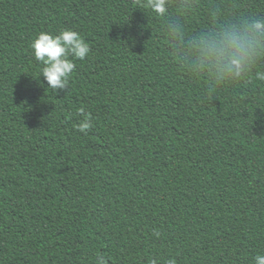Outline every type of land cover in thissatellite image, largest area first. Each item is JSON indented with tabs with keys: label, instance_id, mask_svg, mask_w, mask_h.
<instances>
[{
	"label": "trees",
	"instance_id": "1",
	"mask_svg": "<svg viewBox=\"0 0 264 264\" xmlns=\"http://www.w3.org/2000/svg\"><path fill=\"white\" fill-rule=\"evenodd\" d=\"M165 7L0 0V264L264 254V37L248 31L264 0ZM64 29L90 51L54 91L31 44ZM233 29L253 47L238 80L199 59Z\"/></svg>",
	"mask_w": 264,
	"mask_h": 264
},
{
	"label": "clouds",
	"instance_id": "2",
	"mask_svg": "<svg viewBox=\"0 0 264 264\" xmlns=\"http://www.w3.org/2000/svg\"><path fill=\"white\" fill-rule=\"evenodd\" d=\"M142 6L155 13L166 12V0H141ZM248 31L255 36L264 37V19H254L248 26ZM34 57L43 65L41 75L47 81L50 89L63 90L67 87L68 79L75 69L72 56L84 59L89 54V45L79 33L71 29H64L58 35L41 32L31 44ZM252 42L247 36H241L236 30H226L221 35L210 39L201 49V62L215 64L220 75L227 74L230 80H238L241 73L252 70ZM264 79V74L259 76ZM83 112V109H81ZM80 132H87L92 127L89 119H84L77 126ZM96 264H105L103 256H98ZM152 264H156L153 260ZM167 264H176L174 259ZM255 264H264V254H257Z\"/></svg>",
	"mask_w": 264,
	"mask_h": 264
}]
</instances>
